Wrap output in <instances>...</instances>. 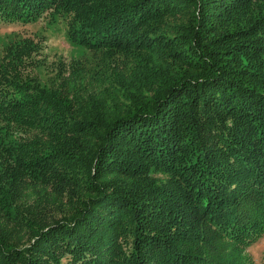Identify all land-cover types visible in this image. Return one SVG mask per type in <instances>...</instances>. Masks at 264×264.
Returning a JSON list of instances; mask_svg holds the SVG:
<instances>
[{"label": "trees", "instance_id": "1", "mask_svg": "<svg viewBox=\"0 0 264 264\" xmlns=\"http://www.w3.org/2000/svg\"><path fill=\"white\" fill-rule=\"evenodd\" d=\"M85 54L0 52V264H256L264 0H0Z\"/></svg>", "mask_w": 264, "mask_h": 264}, {"label": "rangeland", "instance_id": "2", "mask_svg": "<svg viewBox=\"0 0 264 264\" xmlns=\"http://www.w3.org/2000/svg\"><path fill=\"white\" fill-rule=\"evenodd\" d=\"M24 36L33 37L40 44L39 59L46 65L40 66L38 70L44 79L48 65L64 59L69 61L86 53L83 47L70 41L66 22L56 15L29 22L0 20V52L9 41ZM247 250L256 264H264V236L254 241Z\"/></svg>", "mask_w": 264, "mask_h": 264}]
</instances>
